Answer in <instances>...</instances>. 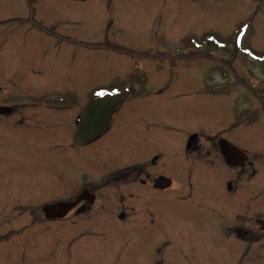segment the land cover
I'll return each instance as SVG.
<instances>
[{
    "label": "flooded vegetation",
    "instance_id": "obj_1",
    "mask_svg": "<svg viewBox=\"0 0 264 264\" xmlns=\"http://www.w3.org/2000/svg\"><path fill=\"white\" fill-rule=\"evenodd\" d=\"M12 1L15 5L21 4L25 13L22 8H14L0 21V28L4 27L0 30V131L5 133H0V159L4 153L5 160L11 162L5 156L14 153L13 148L19 146L26 149L27 154V158L19 162H34L37 167L46 161L36 153L44 147L46 151L53 150L57 172L52 170V175L57 180V190L52 198L44 196L37 200L33 186H28L24 193L28 192L37 201L31 205L27 202L32 200L25 199L26 202L21 203L11 197L5 186L0 192L12 201L7 207L10 212L12 208L18 210L17 214L25 215L26 220L36 213L35 221L67 222L71 234L69 245L78 243L80 246L74 248V253L81 254L79 260L74 258L78 264L90 262L82 258L85 256L82 250H88L90 240L104 244L107 232L111 233L107 241L116 243L118 252L123 254V247L132 246L128 250L131 257L144 258L150 252L146 243L152 231L167 228V239L161 245V249L166 250L167 260H152L150 264H234L237 257L246 261L251 256L253 243L264 246V173L260 181L251 184L256 166L236 146L232 136L234 127L211 134H202L200 127L182 133L178 126L168 123L167 115L200 119L205 104L202 101L174 105L172 102H177L178 98L172 99L167 91L176 85L163 88L146 79L114 85L111 93L95 94L97 89L87 91L77 95V99L65 92L31 94L27 76L37 79L39 71L18 65L20 62L10 64L7 61L10 53L22 59L26 39L37 38V34L51 38L62 36L38 22V7L44 0ZM63 1H57L59 6H70ZM138 1L153 6L167 0ZM108 10L109 7L106 13ZM104 18L108 25L116 21L112 14L107 13ZM105 31L108 38L113 35L110 26L105 27ZM185 40H180V49L186 46ZM194 42L196 46L201 45ZM100 45L107 50L110 47L108 42ZM32 48H36L34 44ZM144 48L150 50L148 46ZM153 49L161 48L154 43ZM163 49L167 55V46ZM212 86V83H201L189 86L188 91H195L193 95L198 101L204 94L214 97ZM152 92L154 94H150ZM107 94L117 97V102L104 120L97 119L90 126L89 132L98 133L94 136L80 134L87 108ZM164 95H168V99L162 103L159 98ZM171 133L179 136L174 144L170 143ZM225 144L237 149L228 161L223 157L222 145ZM260 162L264 164V158ZM59 169H67L69 177L66 179ZM2 177L6 182V177L11 179L9 172ZM51 206L57 208L45 214L44 209ZM4 223L8 227V223ZM19 228L25 230L26 226ZM190 229L205 231L206 236H214L223 243L208 250L186 237ZM156 250L159 255L160 248L155 247Z\"/></svg>",
    "mask_w": 264,
    "mask_h": 264
},
{
    "label": "rangeland",
    "instance_id": "obj_2",
    "mask_svg": "<svg viewBox=\"0 0 264 264\" xmlns=\"http://www.w3.org/2000/svg\"><path fill=\"white\" fill-rule=\"evenodd\" d=\"M57 1L61 0L41 2L38 22L62 37L39 34L37 38L28 37L22 59L14 52L7 59L10 64L20 62L18 65L39 71L37 79L27 76L31 94L65 92L77 99V95L87 91L97 89L95 94L111 93L114 85L131 84L140 79L161 87L176 85L167 91L172 99L178 98L172 104L203 101L206 107L201 108L200 119L167 115L168 123L178 126L182 133L200 127L202 134H211L234 127L232 136L236 146L256 166L251 184L261 180L264 173V164L260 162L264 158V0H167L153 6L143 5L138 0H81L80 4L64 0L70 5L65 7L59 6ZM107 6L110 10L107 13L116 20L111 25L104 18ZM14 8H22L25 13L21 4L0 0V21ZM109 26L113 28L110 38L105 31ZM0 30H4L3 25ZM239 32L242 34L238 38ZM209 36L222 42L221 48L212 46V41L206 43ZM185 38L186 46L180 49L179 42ZM194 40L200 44L203 41L201 49L193 48ZM107 42L108 50L100 45ZM154 43L161 49H153ZM147 46L150 50L144 48ZM166 46L167 55L163 52ZM112 47L114 49H110ZM204 82L213 84L214 97L204 94L195 101V91H188L189 86L206 84ZM167 96L159 98L162 103ZM178 138L171 133L170 143L174 144ZM46 148L36 153L46 161L37 167L34 162H19L27 158L26 149L19 146L13 148L14 153L5 156L11 162L6 161L2 153L0 177L9 172L11 179L6 177V182L0 178V191L7 186L6 192H10L11 197L21 203L26 202L25 199L32 200L27 202L31 205L36 204L35 199L52 198L57 190L52 175V170L57 172L53 162L56 153ZM27 153L31 155L28 150ZM14 158H17L15 162ZM59 172L66 179L69 177L67 169H59ZM28 186H33L35 199L28 192L24 193ZM11 204L12 201L0 192V264H78L74 258L79 260L81 254L74 253V248L80 246L72 240L70 244L73 245H69L71 234L67 222L35 221L36 213L26 220L25 215L17 214L18 210L12 208L10 212L7 207ZM25 226L27 230L19 228ZM190 230L186 237L208 250L223 243L214 236H206L205 231ZM109 234H104V244H94V240L88 242V250H82L85 255L82 258L90 262L84 264H150L152 260H167L166 250L161 249L167 239V228L152 231L146 243L150 252L144 258L131 257L128 250L132 246L123 247V254L118 252L116 243L107 241ZM155 247L160 248L159 255ZM238 258L234 264H264V246L253 243L251 256L246 261Z\"/></svg>",
    "mask_w": 264,
    "mask_h": 264
},
{
    "label": "water",
    "instance_id": "obj_3",
    "mask_svg": "<svg viewBox=\"0 0 264 264\" xmlns=\"http://www.w3.org/2000/svg\"><path fill=\"white\" fill-rule=\"evenodd\" d=\"M117 102V97L116 98H111V97H106L102 100H98L93 102L86 110V119L84 120V125L82 126V132L80 134H88L91 136L96 135L98 132H89L90 126H93L94 122L97 119L104 120L107 116V114H110L111 107ZM107 111V112H106ZM85 128V130H84ZM96 128V127H94ZM93 128V129H94ZM223 149V157L225 158L226 161H228L231 156L230 154L235 150L233 147L229 146L228 144H225L224 146L222 145ZM53 208L57 207H48L44 209V212L47 213L48 211L52 210ZM66 212H64L61 217L64 216Z\"/></svg>",
    "mask_w": 264,
    "mask_h": 264
},
{
    "label": "bare ground",
    "instance_id": "obj_4",
    "mask_svg": "<svg viewBox=\"0 0 264 264\" xmlns=\"http://www.w3.org/2000/svg\"><path fill=\"white\" fill-rule=\"evenodd\" d=\"M253 80H256V79H254V78H252Z\"/></svg>",
    "mask_w": 264,
    "mask_h": 264
}]
</instances>
